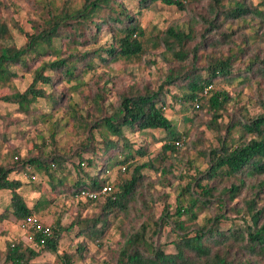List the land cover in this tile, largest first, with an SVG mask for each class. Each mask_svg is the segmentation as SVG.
<instances>
[{
  "label": "trees",
  "instance_id": "1",
  "mask_svg": "<svg viewBox=\"0 0 264 264\" xmlns=\"http://www.w3.org/2000/svg\"><path fill=\"white\" fill-rule=\"evenodd\" d=\"M250 2L209 0L206 13L198 16L204 27L198 43V33L190 24L187 30L170 26L148 40L141 25L143 11L155 5L185 11L187 0L38 1L37 13L46 12L47 18L31 21L30 34L23 33L14 21L12 4L0 1V89L3 82L18 80L19 72L32 70L27 87L23 91L17 89L12 94L1 95L0 102L12 107L15 113L32 119L36 125L57 126L55 115L61 101L68 96L67 109L72 111L70 118L81 135L76 148L63 154L57 150L56 132H50L43 137L42 146L46 139L52 146L47 155L39 148L24 157L18 153L13 164L0 166V196L8 193L7 203L0 197V223L11 218L18 222L37 216L45 206L53 203L52 197L46 196L42 200V188L32 207L21 194L27 185L40 194L35 186L39 174L46 180L53 197L77 198L81 191H99L106 184L112 188L99 200L77 198L80 202L97 205L99 213L96 215L86 218L78 215L66 228L59 224L49 227L50 234L45 237L30 230L32 241L28 245L7 242L4 251L0 252V264H33L42 254L58 256L61 264H82L87 250L83 245H79L73 254L59 255L63 233L77 226L76 237L101 247L112 218L115 221L128 218L138 200L144 209H149L145 196L151 194L150 184L144 185L147 177L143 171H158L159 168L152 159L137 162L149 155L148 148L144 145L135 148L126 133L160 131L164 135L161 152L157 155L160 162L165 164L169 158L182 156L185 151L182 150V137L188 134L185 130L179 131L177 123L167 118V109L173 108V103L168 100L179 105L178 113L186 121L192 119L188 117L189 113L196 117L197 112H203L206 107L210 116L206 128L216 133L217 146L205 144L202 133L191 142L189 147L194 158L203 161L206 169L200 171L197 168L195 177L176 189L178 195L173 214L165 205L164 213L157 220L148 218L136 229L122 231L123 243L116 264H256L255 259L264 260V204L261 203L264 192V96L257 100L261 113L249 117L241 107L223 122V113L232 97L225 91L211 93L212 85L220 79L241 85L264 80V57L257 53L249 55L250 46L256 40L257 43L264 40V31L259 32L264 30V11L250 7ZM255 18L260 20L257 29L253 22ZM10 22L26 36V42L20 47L1 45L11 38ZM233 25L236 29H232ZM241 31L245 33L238 44L232 36L235 32L241 35ZM212 32L216 33L214 39L209 36ZM103 35H109V41L96 48ZM148 46L162 49L177 64L156 90L132 88L120 93L116 102L106 105V87L96 90L91 97H84L85 77L97 66H109L117 60L140 59L148 52ZM205 46L213 50L221 46L228 48L215 54L200 53ZM48 57L52 60H45ZM238 63L243 66L235 68ZM62 83L66 84L63 87L66 91L57 94L54 90ZM40 85L52 91L47 92ZM165 86L174 87L177 93L171 94ZM208 87H211V96L206 100L204 90ZM75 96L83 98L86 108H74L78 105V102L74 103ZM39 100L49 103L51 113H40L34 107ZM177 142L182 145L178 147ZM69 164L75 175L71 184L66 178L72 173ZM113 168H118L116 183L110 182L108 175ZM128 172L129 178H123L122 174ZM244 192L250 193L249 197L241 204L234 203ZM201 215L203 218L199 223ZM231 215L242 223L233 221ZM184 216L188 221L183 220ZM222 221H228L229 227L223 229ZM165 228H170V234L174 236L171 241L173 253H166L165 244L159 242Z\"/></svg>",
  "mask_w": 264,
  "mask_h": 264
},
{
  "label": "rangeland",
  "instance_id": "2",
  "mask_svg": "<svg viewBox=\"0 0 264 264\" xmlns=\"http://www.w3.org/2000/svg\"><path fill=\"white\" fill-rule=\"evenodd\" d=\"M2 2H8L12 4L13 19L23 33H31V21H36L40 17L47 18V13L38 14L36 10V4L38 1L43 0H0ZM47 1V0H46ZM186 10L180 11L176 7H167L162 5H155L148 11H143L140 17L141 25L145 29L146 39L148 40L151 36L155 35L159 31H164L170 26H177L184 30H187L189 24L194 26L198 35L196 42L199 43L201 38L199 37L204 33V27L198 19L199 15L206 13L207 3L209 0H187ZM250 7L255 9H261L264 11V0H251ZM5 17L8 16L5 14ZM260 20L255 18L253 20L255 29L259 27ZM11 38L8 41L3 42L1 45L16 47L22 46L26 42V36L20 34L16 28L13 27L12 22H10ZM232 29H236L233 25ZM264 30L259 31L262 33ZM235 32L232 36L233 40L240 43L244 35V31ZM215 32L209 34L210 38L214 39ZM109 35H103L100 42L95 47L103 45L106 41H109ZM58 47V44H56ZM192 47V46H191ZM228 47H218L217 50H213L210 47L205 46L200 53H216V51L227 50ZM147 53L143 57L137 60H117L111 63L109 66H97L94 71L85 77L86 85L82 87L84 92V97H91V94L98 89L106 87L108 92V100L105 103H114L118 95L122 92H126L129 89H142L144 87H150L156 90L159 85H161L165 75H167L171 70L177 67V64L173 63L171 56L164 53L162 49L155 50L151 46H148ZM260 57H264V40H257L250 46L249 55L256 54ZM45 60L51 61L52 58L48 57ZM242 63V61H241ZM241 63L235 65V68L243 66ZM30 73H26L29 72ZM24 73L19 72V78L14 83L3 82L2 89H0L1 95H8L15 92L17 89L23 91L32 79V70H28ZM48 72H46L47 74ZM256 81V80H254ZM252 81L248 85H241L237 82L228 84L224 80L220 79L212 85V92L225 91L228 92L232 97V102L227 106L226 112L224 114L223 122L228 121V116L236 113L239 108H245L247 115L253 117L256 114L261 113V108L258 104V98L264 96V80L259 79L256 82ZM66 84L62 83L54 90L57 94L65 92L63 88ZM69 85L68 87H70ZM43 87L47 92L52 91L46 86ZM67 87V88H68ZM166 88V86H165ZM166 89L170 91L171 94H176L177 90L174 87L169 86ZM209 93L206 96V100L211 96ZM68 100V101H67ZM69 102L64 98L59 107L58 113L55 115V124L53 125H41L34 124L32 119L25 117L23 115L14 112L13 108L0 102V166L11 165L15 161V155L19 153L21 157L28 155L32 152L34 154L35 149H43L45 155H47L52 146L48 145V139H46L45 146L43 145V137L49 135L50 132H56L55 141L57 144V150L61 153H70L81 141L80 131L77 130V126L74 121L70 118L72 111L67 109V103ZM75 102H78L75 109L86 108L83 98H76ZM169 103H173V108H168L166 111V116L174 123H177L179 131L185 130L187 136H183V151L182 156L179 158H169L165 164L160 162L157 155L161 152V147L163 145V133L160 131H149L146 133H126L127 138L134 143L135 148L144 145L148 148L149 155L137 159L138 163H143L152 159L155 165L159 168L158 171L151 169H145L143 174L146 175L144 185L149 186L150 195L145 196V200L148 201L149 209H144L140 204V200L133 205L128 218H120L115 221L112 218V224L108 231L105 233L103 239L101 240V247L97 244L90 243L84 238H78L75 236V232L78 230L76 226L71 231L65 232L62 235V240L60 242L58 253L62 255L64 252L73 254L79 245H83L87 250L85 253V258L82 264H116L115 260L120 247L123 243L122 231L133 229L139 227L140 223L148 218L157 220L158 217L162 216L164 213L165 205H168L170 214L174 213L176 207V197L178 192L176 189L179 185H185L190 182L196 175V169L204 171L206 165L203 161L196 160L194 158L195 154L189 147L192 141L200 137L202 133L206 139L205 144L217 146L216 133L208 130L206 128V121L210 119L209 114H207V108L203 107V112H197V116L189 113L191 120L186 121L181 113H178L179 105L172 100H168ZM40 113H51L49 103L46 100H39L36 105H34ZM108 110H111L109 108ZM68 112V113H67ZM93 118V117H92ZM67 123V124H66ZM66 125V126H65ZM65 126V127H64ZM61 127L63 130H61ZM21 131L25 133L22 134ZM14 157V158H13ZM157 159L159 160L157 162ZM74 163L76 160L72 159ZM189 162V165H188ZM167 167V169H166ZM68 168L72 170V173L66 175L68 182L71 184L74 180V172L71 165ZM170 168V169H169ZM169 169V171H168ZM129 172L122 174L123 178H129ZM110 182H117L118 168H113L109 172ZM41 174H39L37 183L35 184L38 191H42V200L44 197H52L53 203L51 205L45 206L38 214L37 218L40 222L47 227H55L59 224L60 227H68L78 215L81 218L91 217L99 213V207L95 204L86 203L84 201H79L77 198L71 196H60L53 197L50 187L46 183V180ZM42 178V179H41ZM25 181V178L23 177ZM35 188L27 185L21 194L25 197L29 207H32L34 202L40 197L38 192H34ZM143 193H147L143 189ZM250 193L244 192V194L236 199L234 203L240 202L248 198ZM1 200L7 203L6 198L8 193H3ZM152 198V200H151ZM261 203L264 204V192L261 195ZM211 215V211L207 212ZM236 223H242L240 219L235 218V216H230ZM203 215L199 216V223L202 222ZM183 220L188 221L187 216L183 217ZM246 221L248 217H246ZM230 223L228 221H222L221 227L223 229L228 228ZM174 236L170 234V228H165L159 239L160 243H164V251L166 253L175 252L174 246L171 241ZM157 240V238L155 239ZM23 242L25 245L30 244V232L23 229L20 225V221H15L11 218L8 221L0 223V252L4 251L7 242ZM256 264H264V260L255 259ZM33 264H61L60 259L56 255L42 254L38 257Z\"/></svg>",
  "mask_w": 264,
  "mask_h": 264
},
{
  "label": "built area",
  "instance_id": "3",
  "mask_svg": "<svg viewBox=\"0 0 264 264\" xmlns=\"http://www.w3.org/2000/svg\"><path fill=\"white\" fill-rule=\"evenodd\" d=\"M211 87H208L204 90V94L208 95ZM176 145L180 147L182 145V142H177ZM124 170V169H122ZM112 191V188L109 184L104 185L101 190L99 191H81L80 194L77 196V198L82 200H90L95 201L102 199L107 194H109ZM20 225L23 229H26L30 232V230H33L35 232L41 233L44 237L48 236L50 234V228L43 225L40 220L37 218V216H29L23 221H20ZM30 241H32L31 235H30Z\"/></svg>",
  "mask_w": 264,
  "mask_h": 264
}]
</instances>
